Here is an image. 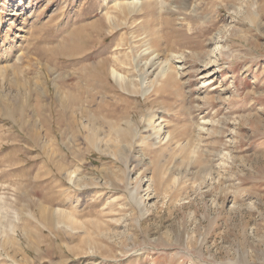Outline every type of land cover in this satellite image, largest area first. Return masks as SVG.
Masks as SVG:
<instances>
[{"label": "rangeland", "instance_id": "obj_1", "mask_svg": "<svg viewBox=\"0 0 264 264\" xmlns=\"http://www.w3.org/2000/svg\"><path fill=\"white\" fill-rule=\"evenodd\" d=\"M134 1L0 0V264H264V0Z\"/></svg>", "mask_w": 264, "mask_h": 264}, {"label": "bare ground", "instance_id": "obj_2", "mask_svg": "<svg viewBox=\"0 0 264 264\" xmlns=\"http://www.w3.org/2000/svg\"><path fill=\"white\" fill-rule=\"evenodd\" d=\"M133 3H139V0H136V1H134ZM129 5H130V4H129ZM131 6H132V5H131ZM73 52H74V51H73ZM70 54H71V52H70ZM70 54H69V55H70ZM70 56H73V55H70ZM156 64H157V63H156ZM156 64H155V65H156ZM161 66H162V65H161ZM113 71H114V70H113ZM113 73H114V72H113ZM158 73H159V72H158ZM161 73L165 74V73H166V70H162V71L160 72V74H161ZM115 74H116V73H115ZM165 75H166V74H165ZM165 75H164V76H165ZM162 76H163V75H162ZM162 78H163V77H162ZM143 85H144V84H143ZM144 93H145V92H144ZM77 99H78V98H77ZM72 105H73V104H72ZM79 105H80V104H79ZM80 107H81V106H80ZM213 113H215V112H213ZM211 122H212V121H211ZM156 137H157V136H156Z\"/></svg>", "mask_w": 264, "mask_h": 264}]
</instances>
